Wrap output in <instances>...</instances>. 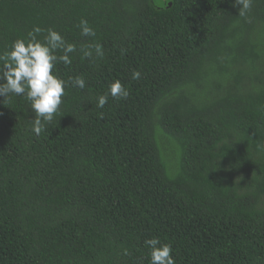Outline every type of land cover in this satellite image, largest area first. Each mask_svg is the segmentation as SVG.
I'll list each match as a JSON object with an SVG mask.
<instances>
[{"label": "trees", "instance_id": "trees-1", "mask_svg": "<svg viewBox=\"0 0 264 264\" xmlns=\"http://www.w3.org/2000/svg\"><path fill=\"white\" fill-rule=\"evenodd\" d=\"M238 7L0 0V53L52 29L76 46L53 74L85 80L39 136L0 97V264H151L154 237L175 264H264V0ZM115 80L128 98L98 108Z\"/></svg>", "mask_w": 264, "mask_h": 264}, {"label": "clouds", "instance_id": "clouds-1", "mask_svg": "<svg viewBox=\"0 0 264 264\" xmlns=\"http://www.w3.org/2000/svg\"><path fill=\"white\" fill-rule=\"evenodd\" d=\"M238 7V15L246 17L252 6V0H233V6ZM79 27L85 37L95 36L94 30L87 20H81ZM42 31L39 26H34L28 33V39H17L12 43L10 50L0 53V97L25 96L30 102V107L35 114L32 131L39 136L45 126L52 122L65 95V87L71 86L85 88L83 77L70 78L64 81L53 74L56 62L59 60L65 65L71 64L70 53L76 51V46L65 41L57 31L48 29L43 41L37 39ZM57 50L63 54L56 55ZM103 57V46L99 43L89 45L84 50V56L92 58ZM133 80H139L141 73L133 71ZM114 100L127 99L129 91L119 80L113 81L108 88V93L97 97L96 106L103 108L108 101V96ZM103 116V113H100ZM145 245L150 249L151 264H175L170 244L161 243L159 238L145 240ZM127 255V249L123 250Z\"/></svg>", "mask_w": 264, "mask_h": 264}]
</instances>
